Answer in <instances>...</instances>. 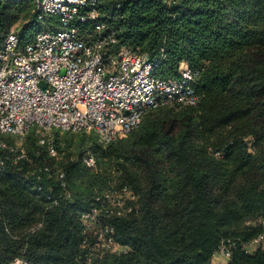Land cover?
I'll use <instances>...</instances> for the list:
<instances>
[{
	"label": "trees",
	"instance_id": "obj_1",
	"mask_svg": "<svg viewBox=\"0 0 264 264\" xmlns=\"http://www.w3.org/2000/svg\"><path fill=\"white\" fill-rule=\"evenodd\" d=\"M98 9L116 33L113 52L146 53L169 80L187 61L201 100L149 110L108 145L53 128L58 156L32 128L28 158L9 152L0 171V264H211L222 244L232 247L227 264H264V248L245 250L264 234V0H99ZM59 25L39 20L34 0H0V47L12 29L27 43ZM124 186L136 208L110 223L131 249L88 262L81 216Z\"/></svg>",
	"mask_w": 264,
	"mask_h": 264
},
{
	"label": "built area",
	"instance_id": "obj_2",
	"mask_svg": "<svg viewBox=\"0 0 264 264\" xmlns=\"http://www.w3.org/2000/svg\"><path fill=\"white\" fill-rule=\"evenodd\" d=\"M34 1L39 20L57 16L60 25L38 31L27 43L21 41L19 30L12 29L2 42L0 171L9 152L16 155L15 161L28 158L24 143L32 128L44 131L39 144L58 156L53 128L94 132L101 144L108 145L136 129L149 110L200 102L194 86L198 73L187 61L179 65L180 78L169 80L154 74L157 63L148 54L128 47L112 51L116 33L99 19V0ZM83 161L97 166L92 155H85ZM44 170L50 173L51 168ZM57 173L65 187V172ZM136 198L124 186L100 195L99 204L82 214L88 262L107 253L130 251L117 240L110 219L133 212ZM260 247L264 248V234L245 250L253 253ZM231 248L222 244L216 255L231 258ZM12 264L34 263L17 257Z\"/></svg>",
	"mask_w": 264,
	"mask_h": 264
},
{
	"label": "crops",
	"instance_id": "obj_3",
	"mask_svg": "<svg viewBox=\"0 0 264 264\" xmlns=\"http://www.w3.org/2000/svg\"><path fill=\"white\" fill-rule=\"evenodd\" d=\"M228 262H229V258H227L225 256H221V255H216V254L212 260L213 264H227Z\"/></svg>",
	"mask_w": 264,
	"mask_h": 264
},
{
	"label": "rangeland",
	"instance_id": "obj_4",
	"mask_svg": "<svg viewBox=\"0 0 264 264\" xmlns=\"http://www.w3.org/2000/svg\"><path fill=\"white\" fill-rule=\"evenodd\" d=\"M41 133H42L41 135H44V131H43V132L41 131ZM24 147H25V146H24Z\"/></svg>",
	"mask_w": 264,
	"mask_h": 264
}]
</instances>
